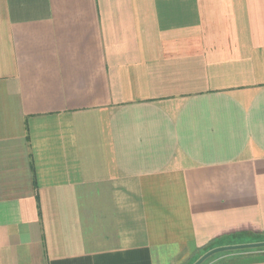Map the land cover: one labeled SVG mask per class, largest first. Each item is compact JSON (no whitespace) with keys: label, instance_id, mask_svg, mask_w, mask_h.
I'll return each mask as SVG.
<instances>
[{"label":"crops","instance_id":"0c3cea01","mask_svg":"<svg viewBox=\"0 0 264 264\" xmlns=\"http://www.w3.org/2000/svg\"><path fill=\"white\" fill-rule=\"evenodd\" d=\"M257 241L264 0H0V264ZM202 264H264V246Z\"/></svg>","mask_w":264,"mask_h":264},{"label":"water","instance_id":"95a60500","mask_svg":"<svg viewBox=\"0 0 264 264\" xmlns=\"http://www.w3.org/2000/svg\"><path fill=\"white\" fill-rule=\"evenodd\" d=\"M255 246H264V241L215 247L202 254L193 264H202L207 258H209L211 255L219 251L244 248V247H255Z\"/></svg>","mask_w":264,"mask_h":264},{"label":"rangeland","instance_id":"374dc122","mask_svg":"<svg viewBox=\"0 0 264 264\" xmlns=\"http://www.w3.org/2000/svg\"><path fill=\"white\" fill-rule=\"evenodd\" d=\"M257 242H260V241H257ZM245 243H251V242H245ZM233 244H242V243H233ZM232 245V244H231ZM255 247H259V246H255ZM250 248H253V247H244V248H237V249H241V250H246V249H250ZM231 250V249H230ZM236 250V249H235ZM206 261V260H205Z\"/></svg>","mask_w":264,"mask_h":264}]
</instances>
